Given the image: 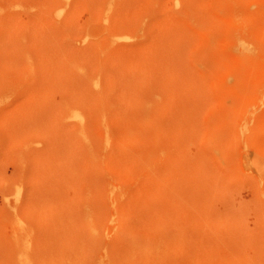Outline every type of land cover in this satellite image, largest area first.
Wrapping results in <instances>:
<instances>
[{
	"label": "rangeland",
	"instance_id": "rangeland-1",
	"mask_svg": "<svg viewBox=\"0 0 264 264\" xmlns=\"http://www.w3.org/2000/svg\"><path fill=\"white\" fill-rule=\"evenodd\" d=\"M0 264H264V0H0Z\"/></svg>",
	"mask_w": 264,
	"mask_h": 264
},
{
	"label": "bare ground",
	"instance_id": "bare-ground-1",
	"mask_svg": "<svg viewBox=\"0 0 264 264\" xmlns=\"http://www.w3.org/2000/svg\"><path fill=\"white\" fill-rule=\"evenodd\" d=\"M240 43V42H239ZM238 45H240V44H238ZM244 45H245V43H244ZM244 45H242V46H244ZM244 47H246V46H244ZM250 47V46H249ZM246 49V48H245ZM250 49V48H249ZM239 50H243L242 49V47H241V49L239 48ZM251 50V49H250ZM245 51V50H244ZM243 52V51H242ZM73 118H79V115L78 114H76V113H73V115H71Z\"/></svg>",
	"mask_w": 264,
	"mask_h": 264
}]
</instances>
